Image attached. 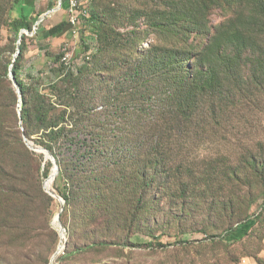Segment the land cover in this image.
<instances>
[{"label":"rangeland","instance_id":"1","mask_svg":"<svg viewBox=\"0 0 264 264\" xmlns=\"http://www.w3.org/2000/svg\"><path fill=\"white\" fill-rule=\"evenodd\" d=\"M10 1L0 0V17ZM24 1L34 5L31 7L35 9V15L40 13L42 16L58 7L60 0ZM81 1L82 5L88 6L82 9V14L89 16L85 9L95 14L102 23L103 32L114 39L118 33L136 29V24L148 28L146 23L163 9L166 0ZM258 6L256 1L250 4L256 11ZM239 10L237 7L227 11L216 9L212 23L219 27L234 20L237 28L251 34L247 51L240 59L242 73L238 70L240 66L236 65L224 79V93L203 94L196 121L168 144L170 155L166 174L150 189V204L145 212L141 216L136 214L138 183L133 149L131 154L123 156L127 160L118 173L105 169L107 200L88 207L71 203L67 223L61 219L60 224L56 220L66 207L60 194V188L65 190L67 186L64 181L54 179L50 185L64 203L46 190L52 201L34 192L36 210L24 228L4 243L0 242V264H264V19L254 18L253 13L242 16ZM65 17L70 19L67 3L51 12L43 22L55 25ZM81 24L78 38H73L72 28L67 26L64 33L54 38V44L49 41L51 38L38 41L32 33L34 29H25V42L23 39L19 41V35L7 27L0 32V60L4 65L3 73L8 74V90L11 89L6 107L0 109V119L4 115L9 117L5 118L7 130L18 131L23 140L26 136L34 146L45 148L40 143L43 130L36 119L39 105L44 104L40 95H44L47 102L50 97L55 103L52 115L57 117L67 109L62 124L71 127L76 121L80 122L79 103L68 107L61 100L62 95L66 99L72 97L73 88L62 93L53 88L54 85L65 86L61 82L65 72L63 66L53 60L55 63L51 62V65L57 68L56 72L43 70L40 82H34L32 77L44 66L42 60L45 58L40 57L42 48L49 47L57 57L69 52L76 61V70L82 67L79 63L85 57L87 47H91L87 53V59L89 56L91 59L103 32L98 34V25L90 20L81 18ZM149 41L154 42L155 38ZM22 45L25 53L19 77L26 86L25 96L20 95L7 71ZM126 50L130 59L136 56ZM108 61L104 58L103 66ZM218 67L224 69L222 61ZM102 71L105 78L110 76L106 66ZM91 77L84 79L85 89L97 95L90 109L99 115H89L84 123L102 135L89 134L88 143H106L110 152H123L130 139H121L116 134L130 124L116 130L120 120L112 116L117 109L115 105L105 101L107 83L101 76ZM213 104L216 105L215 111ZM24 110L30 113L26 121L23 119ZM68 151L63 148L64 153ZM62 157L64 154L60 155ZM56 160L60 172L62 165L57 157ZM104 162L109 163L107 159ZM32 165L36 179L44 188L53 173L54 162L46 152L35 151ZM219 203L224 204L223 212ZM248 217L255 221L241 225L232 235L225 236L227 229Z\"/></svg>","mask_w":264,"mask_h":264},{"label":"trees","instance_id":"2","mask_svg":"<svg viewBox=\"0 0 264 264\" xmlns=\"http://www.w3.org/2000/svg\"><path fill=\"white\" fill-rule=\"evenodd\" d=\"M254 1L259 5L257 11L250 7ZM66 3L69 6L68 0H63L62 5L65 6ZM31 6L34 5L26 4L24 0H11L0 17V32L3 27L12 30L17 36L22 29L32 31L41 14L35 15V9ZM162 7L163 9L146 23L148 28L136 24V29L125 34L118 33L114 39L103 32L102 23L88 10L89 16L83 15L81 18L98 25L96 32L103 33L99 35L96 51L91 59H87V53L91 49L87 47L89 49L79 63V67H82L77 70L76 61L73 59L71 65H66L62 61L64 55L57 57L49 51V47H39L42 52L45 50L40 53V57L45 58L42 60L44 66L32 77L33 81L40 82L43 79V70L56 72L57 68L51 65V62L56 61L57 65L65 69L61 81L65 86L54 85L53 88L56 87L60 93L73 88L72 97L66 99L62 95L61 100L68 107L78 102L81 108L80 122L76 121L69 127L62 124L66 119L67 109H63L57 117L52 115V110L56 109L55 103L50 101V97L47 102L48 99L40 95L44 104L39 105L36 114L43 130L40 143L54 153L62 165L56 181H64L67 185L65 190L60 188V194L66 201L65 212L61 214L64 223L68 221V207L71 203L88 207L97 201L101 203L107 200L105 169L118 173L117 170L123 168L127 160L123 156L131 154L133 149L136 152L134 158L138 183L136 214L141 216L145 212L150 204V189L166 174L169 164L167 157L170 155L168 144L172 143L177 134L180 136L183 129L189 128L196 121L203 94L224 93V79L229 77L236 65L240 66L238 70L242 73L243 64L240 59L247 51L251 34L237 28L234 20L214 27L213 12L216 9L227 11L237 7L242 16H250L253 13L254 18L259 16L261 20L264 19V0H166ZM84 8L88 6L81 5L80 10ZM32 17L33 22L30 21ZM67 26H71L68 17L55 25H46L43 22L39 24L34 37L40 42L47 41L50 37L64 33ZM152 37L155 38L154 42L149 41ZM125 48L136 56L130 59ZM24 53L22 45L14 62L13 72L25 96L26 86L19 77ZM104 58H108L109 63L103 66ZM219 61L223 62L224 69H219ZM2 63L0 60V109L2 106L6 107L7 96L11 92L6 81L8 74L3 73L5 71ZM10 66H7L8 72ZM105 66L110 75L107 78L103 76L102 71ZM85 69L90 73L84 71ZM91 76H101L107 83L105 101L115 105L117 109L112 116L120 120L116 130L119 131L123 126L130 124L120 134H116L121 139H130L123 152H110L106 143H88L89 134L102 135L95 128L89 129L84 123L89 115H99L96 110L90 109L97 95L90 89H85L84 79H90ZM215 107L213 104L214 111ZM29 116L30 113L24 110L23 119L26 121ZM5 118L9 117L4 115L0 119L1 243L16 235L32 218L36 210L34 192L37 196L52 201V197L35 177L32 165L35 151L30 149L18 131L7 130ZM64 147L69 151L64 153ZM61 154H64V157L60 158ZM106 159L108 164L104 162ZM45 175L47 176V173ZM219 205L223 212L224 204ZM252 220L255 221L248 217L237 226H231L226 230L225 236L232 235L239 226Z\"/></svg>","mask_w":264,"mask_h":264},{"label":"water","instance_id":"3","mask_svg":"<svg viewBox=\"0 0 264 264\" xmlns=\"http://www.w3.org/2000/svg\"><path fill=\"white\" fill-rule=\"evenodd\" d=\"M61 6H62V0L59 1V5H58V7L53 8L52 10H50V11L44 13V14L39 18V20L35 23L34 31H33L32 33H36L39 24L42 23V22L47 18V16H49V14H50L51 12L57 11ZM25 31H26L25 29H22V30H21L20 35H19V41L23 39V36H24V34H25ZM19 44H20V42H19ZM20 51H21V49H20V47H18V51H17L15 57L18 56V55L20 54ZM15 61H16V59L13 60V63H12L11 66H10V77L12 78V80H13L15 86H16L17 89H18V92H19L20 95H21V93H22L21 88H20L18 82L16 81L15 74H14V72H13V67H14V62H15ZM20 118H21V120H22V117H20ZM25 142H26L27 145L30 147V149H32V150H34V151H38V152H47V153H48V157H50V159H51V160L54 162V164H55V171L53 172V174L50 175V177H53V179H56V177H57L58 174H59V166H58V163H57V160H56L55 155H54L49 149L42 148V147H38V146H34V145H33V144H32V143L26 138V136H25ZM50 177H49V178H50ZM44 188H45V190H46L50 195L59 198V199L64 203V200H63L58 194H56L55 191H53V190H51V189H49V188L47 187V181L44 183ZM63 211H64V207L62 208L61 212H60V213L57 215V217H56V220H57L60 224H61V213H62ZM57 254H58V252L53 256L52 262H53L54 259L56 258Z\"/></svg>","mask_w":264,"mask_h":264},{"label":"built area","instance_id":"4","mask_svg":"<svg viewBox=\"0 0 264 264\" xmlns=\"http://www.w3.org/2000/svg\"><path fill=\"white\" fill-rule=\"evenodd\" d=\"M81 5V0H69L70 24L72 28V36L75 39L78 38V36L80 35L79 29L81 25V16H83L82 10H80ZM62 61L66 65H71L72 55L69 52L65 53L62 58Z\"/></svg>","mask_w":264,"mask_h":264},{"label":"bare ground","instance_id":"5","mask_svg":"<svg viewBox=\"0 0 264 264\" xmlns=\"http://www.w3.org/2000/svg\"><path fill=\"white\" fill-rule=\"evenodd\" d=\"M84 12H85V14H87L88 11L85 9ZM88 59H90V56L88 57ZM46 153H47V152H46ZM47 155H48V153H47ZM54 171H55V167H54L53 172H54ZM52 174H53V173H52ZM53 180H54L53 177H50V178L47 180V187H48L49 189H51V188H50V185H51V183H52ZM61 247H62V245H61ZM55 259H56V258H55ZM55 259H54V260H55Z\"/></svg>","mask_w":264,"mask_h":264},{"label":"crops","instance_id":"6","mask_svg":"<svg viewBox=\"0 0 264 264\" xmlns=\"http://www.w3.org/2000/svg\"><path fill=\"white\" fill-rule=\"evenodd\" d=\"M56 37V36H55ZM55 37H50L51 39L49 40V38H48V40L50 41V42H52V44H54V38ZM52 40V41H51ZM41 51V50H40ZM42 52V51H41ZM43 53V52H42ZM36 66V65H35Z\"/></svg>","mask_w":264,"mask_h":264}]
</instances>
